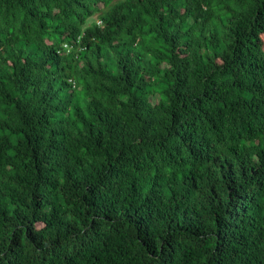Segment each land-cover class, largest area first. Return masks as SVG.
I'll return each mask as SVG.
<instances>
[{
    "label": "trees",
    "instance_id": "16d2710c",
    "mask_svg": "<svg viewBox=\"0 0 264 264\" xmlns=\"http://www.w3.org/2000/svg\"><path fill=\"white\" fill-rule=\"evenodd\" d=\"M0 264H264V0H0Z\"/></svg>",
    "mask_w": 264,
    "mask_h": 264
}]
</instances>
